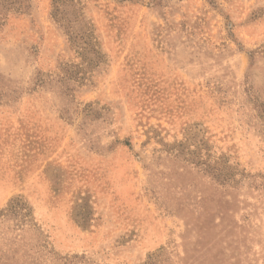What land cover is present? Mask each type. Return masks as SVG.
<instances>
[{
	"label": "rangeland",
	"instance_id": "rangeland-1",
	"mask_svg": "<svg viewBox=\"0 0 264 264\" xmlns=\"http://www.w3.org/2000/svg\"><path fill=\"white\" fill-rule=\"evenodd\" d=\"M0 264H264V0H0Z\"/></svg>",
	"mask_w": 264,
	"mask_h": 264
},
{
	"label": "trees",
	"instance_id": "trees-1",
	"mask_svg": "<svg viewBox=\"0 0 264 264\" xmlns=\"http://www.w3.org/2000/svg\"><path fill=\"white\" fill-rule=\"evenodd\" d=\"M55 12H58V10H57V9H56V11L54 10V12H52L51 15H52V17L56 20V22H59V20L56 19L59 13L56 14ZM66 35H67V33H66ZM67 36H68V35H67ZM68 38H69V36H68ZM68 40H70V38H69Z\"/></svg>",
	"mask_w": 264,
	"mask_h": 264
}]
</instances>
